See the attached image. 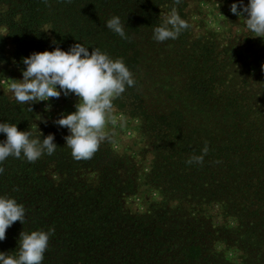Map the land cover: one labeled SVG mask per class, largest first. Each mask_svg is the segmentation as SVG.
<instances>
[{
	"label": "trees",
	"instance_id": "trees-1",
	"mask_svg": "<svg viewBox=\"0 0 264 264\" xmlns=\"http://www.w3.org/2000/svg\"><path fill=\"white\" fill-rule=\"evenodd\" d=\"M191 1L0 0V65L22 74L31 53L75 43L123 59L135 85L112 103L141 122L154 160L146 182L165 196L146 214L130 211L140 179L126 159L108 143L74 159L66 128L49 123L37 101L19 104L0 87V122L33 138L53 134L57 145L33 163L10 156L0 165V196L26 210L0 252L17 255L22 231L52 229L43 264H232L234 249L243 264L256 256L264 264V66L256 73L229 43L194 35ZM173 9L188 27L158 43L153 31ZM113 16L125 38L105 27ZM261 43L264 54V36ZM205 147L203 164L187 163ZM215 208L217 217L201 219Z\"/></svg>",
	"mask_w": 264,
	"mask_h": 264
},
{
	"label": "clouds",
	"instance_id": "clouds-1",
	"mask_svg": "<svg viewBox=\"0 0 264 264\" xmlns=\"http://www.w3.org/2000/svg\"><path fill=\"white\" fill-rule=\"evenodd\" d=\"M177 3L180 0H176ZM238 9H240L238 11ZM230 12L238 17L246 15V29L256 37L264 36V0H243L232 3ZM105 27L125 38L124 25L120 17L113 16L106 21ZM188 24L173 9L161 26L153 31V39L163 43L176 39ZM56 44V41H53ZM85 47L75 43L67 51L59 46L52 51L34 52L22 59L25 69L22 80H11L9 89L19 104L32 105L35 101H49L74 95L78 102L71 114H61L54 123L66 128V146L76 160L91 159L106 139L104 132L106 119L113 109V100L120 97L127 87L135 85L132 72L122 58L113 59L99 48ZM50 107V105H49ZM31 109V107H30ZM0 134L6 138L0 140V165L8 157L26 159L33 163L42 155L51 156L57 149L55 136L49 134L33 138L30 131H18L16 124L0 122ZM208 148L201 155H193L188 164H203ZM4 168L0 167V175ZM26 210L14 198L0 196V242L5 240L7 230L19 221L24 223ZM52 229L26 233L19 237V252L8 255L0 252V264H43L44 254L49 245Z\"/></svg>",
	"mask_w": 264,
	"mask_h": 264
},
{
	"label": "rangeland",
	"instance_id": "rangeland-1",
	"mask_svg": "<svg viewBox=\"0 0 264 264\" xmlns=\"http://www.w3.org/2000/svg\"><path fill=\"white\" fill-rule=\"evenodd\" d=\"M243 2L246 6L248 0H243ZM232 3H239V0H193L189 4L186 21L191 24L194 35L204 36L211 41H218L221 48L226 47L229 43L228 46L236 55V60L240 64L248 65V69L250 67L256 69V73H258L260 67L264 66L262 63L264 54L259 50L262 43L258 44L259 37L246 29L244 20L246 15L238 17L230 12ZM0 33H4L1 28ZM262 54V61L258 60ZM251 63L254 65L249 67ZM22 79V74L19 73L17 68L0 65V87L7 94H12L9 89L11 80ZM37 102L48 122L55 124L54 122L60 118L62 113L71 114L75 111L74 105L78 102V98L74 95L64 97L62 94L59 99L50 98L46 102ZM104 132L106 139L102 143L110 144L117 154L126 159L129 170L133 169L135 171L134 175L131 174L132 177L135 176L140 179L137 193L127 200V207L136 214H146L152 203L163 200L165 196L160 192L161 190L159 191L146 182L154 160L149 139L143 133L141 122L138 118H133L127 112L113 106L106 119ZM171 204L177 207L180 203L175 199ZM218 215L219 209L215 208L212 211L209 210L207 217H201V219L208 221L211 217H217ZM218 221L220 219L216 221V224H218ZM226 258L232 264H243L244 261L235 249L228 250ZM258 259L259 257L256 256L255 259L247 261L255 264Z\"/></svg>",
	"mask_w": 264,
	"mask_h": 264
}]
</instances>
